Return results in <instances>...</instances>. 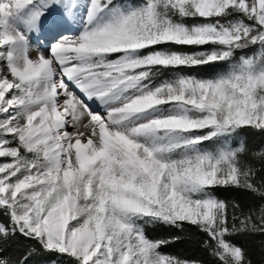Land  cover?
Returning <instances> with one entry per match:
<instances>
[{"label": "snow or ice", "instance_id": "obj_1", "mask_svg": "<svg viewBox=\"0 0 264 264\" xmlns=\"http://www.w3.org/2000/svg\"><path fill=\"white\" fill-rule=\"evenodd\" d=\"M45 255L264 264V0H0V264Z\"/></svg>", "mask_w": 264, "mask_h": 264}, {"label": "trees", "instance_id": "obj_2", "mask_svg": "<svg viewBox=\"0 0 264 264\" xmlns=\"http://www.w3.org/2000/svg\"><path fill=\"white\" fill-rule=\"evenodd\" d=\"M153 232L163 234L167 229H152ZM254 249V257L255 259L259 260L260 259V253L258 250H256L255 246H252ZM178 249H183L185 252L189 254H198V250L196 249L194 243L192 241L186 240L182 244H174L170 249H167L168 251H175ZM59 264V257L55 255H45L40 258L38 261V264Z\"/></svg>", "mask_w": 264, "mask_h": 264}]
</instances>
